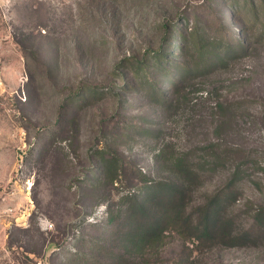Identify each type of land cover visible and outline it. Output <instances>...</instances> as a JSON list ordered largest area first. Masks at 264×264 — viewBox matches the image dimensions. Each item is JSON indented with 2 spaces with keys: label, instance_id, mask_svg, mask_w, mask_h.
I'll use <instances>...</instances> for the list:
<instances>
[{
  "label": "rangeland",
  "instance_id": "1",
  "mask_svg": "<svg viewBox=\"0 0 264 264\" xmlns=\"http://www.w3.org/2000/svg\"><path fill=\"white\" fill-rule=\"evenodd\" d=\"M251 4L263 13L264 0H0V264H264V26ZM160 46L163 68L149 59ZM182 153L193 206L225 193V239L169 231L117 262L110 219L178 181Z\"/></svg>",
  "mask_w": 264,
  "mask_h": 264
},
{
  "label": "trees",
  "instance_id": "2",
  "mask_svg": "<svg viewBox=\"0 0 264 264\" xmlns=\"http://www.w3.org/2000/svg\"><path fill=\"white\" fill-rule=\"evenodd\" d=\"M250 7L251 18L261 19L262 15L261 24L264 26V5L261 15L254 4ZM164 57L165 53L160 46L153 49L149 59H155L160 64L159 68H163ZM138 63L146 71L148 61L144 59L142 63ZM122 76L124 78L125 73H122ZM134 84L125 79L120 89L125 92L135 90ZM149 91L156 94L161 90L151 83L148 85ZM84 96L86 94H81L76 102L79 103L80 98L85 101ZM175 167L180 172L178 181L157 182L151 189L145 191L143 198L132 194V197L123 200L125 204L123 214L110 219L111 230L116 227L122 230L117 242L118 249L113 256L117 262L122 261L124 252L135 259L144 255L149 249L159 250L169 231H176L184 239L205 244H215L225 239L228 231V223L225 221V193L214 195L211 200L193 206L187 197L188 185L198 172L186 162L185 153L176 159Z\"/></svg>",
  "mask_w": 264,
  "mask_h": 264
}]
</instances>
